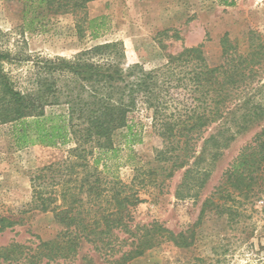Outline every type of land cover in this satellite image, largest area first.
I'll use <instances>...</instances> for the list:
<instances>
[{"label":"trees","instance_id":"trees-1","mask_svg":"<svg viewBox=\"0 0 264 264\" xmlns=\"http://www.w3.org/2000/svg\"><path fill=\"white\" fill-rule=\"evenodd\" d=\"M23 33L36 31L45 18L84 14L96 0H22ZM159 36L183 40L175 31ZM245 51L229 33L221 39L222 57L211 63L204 45L184 47L167 62L151 68L128 63L120 41L98 44L71 59L18 58L0 50V127L12 126L19 148H57L70 144L67 157L38 170L31 178L29 209L54 213L66 227L35 249L14 243L0 248V264H41L74 257L82 241L93 244L107 264H128L166 242L181 248L194 244L192 233L175 234L159 222L133 225L132 209L143 203L137 186L164 189L167 180L183 172L176 199L198 201L232 141L231 130L247 129L264 120V33L248 32ZM31 62L26 86L14 80L5 65ZM65 106L61 114L47 115L51 107ZM138 116V117H137ZM151 119L161 146L153 150L151 165L136 169L130 185L109 178L99 164L114 158L117 132L126 130V145L141 143L144 123ZM138 118V119H137ZM221 129L205 137L211 127ZM107 168L106 163L103 165ZM264 195V126L223 173L207 197L196 223L208 213L227 214L230 221L262 201ZM21 219L0 217V233ZM120 234L126 238L121 239Z\"/></svg>","mask_w":264,"mask_h":264},{"label":"rangeland","instance_id":"rangeland-1","mask_svg":"<svg viewBox=\"0 0 264 264\" xmlns=\"http://www.w3.org/2000/svg\"><path fill=\"white\" fill-rule=\"evenodd\" d=\"M22 0H0V50L11 51L20 59L40 55L71 59L91 47L114 41L124 44L128 63H142L155 68L164 65L170 54L184 47L204 45L211 63L222 57L221 39L229 33L245 51L248 32L264 33V0H96L88 4V20L83 30L77 28L84 14L65 13L47 17L36 31L23 33ZM166 30L177 31L183 40L159 36ZM7 64L5 68L14 80L26 86L31 77V62ZM65 106L47 109V115L61 114ZM138 117V116H137ZM143 120L142 142L126 145V130L117 132L115 145L118 155L103 159L99 168L109 178H117L130 185L141 166H156L153 150L161 140L151 126V119ZM138 119V118H137ZM264 126L258 121L247 129L234 127L232 141L217 160L213 173L198 201L176 199V190L183 172L167 180L164 189L146 186L140 190L144 200L132 209L133 225L159 222L175 234L195 235L194 244L181 248L166 242L148 251L143 257L128 264H264V195L262 201L230 221L227 214L208 213L196 227L204 200L222 180L223 173ZM221 129H208L205 137ZM70 144L57 148L29 146L19 148L12 126L0 127V217L21 219L12 229L0 233V248L14 243L35 249L41 241L55 237L66 229L55 219V214L29 209L32 201L31 178L45 166L67 157ZM106 163L107 168L103 166ZM27 209V210H26ZM121 239L126 238L120 234ZM41 264H107L106 257L86 241L74 257L56 261L43 260Z\"/></svg>","mask_w":264,"mask_h":264}]
</instances>
